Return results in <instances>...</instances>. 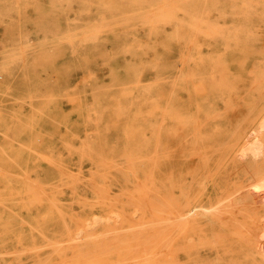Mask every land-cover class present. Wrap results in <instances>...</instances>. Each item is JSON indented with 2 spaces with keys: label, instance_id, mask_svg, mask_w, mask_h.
<instances>
[{
  "label": "rangeland",
  "instance_id": "rangeland-1",
  "mask_svg": "<svg viewBox=\"0 0 264 264\" xmlns=\"http://www.w3.org/2000/svg\"><path fill=\"white\" fill-rule=\"evenodd\" d=\"M159 2L0 0V169L4 172L2 177L8 180L0 182V199L10 197L4 204L12 205V191L9 190L12 145H30L39 153L57 154L53 145H60L62 136L66 135L70 139L67 140L68 147L77 148L75 81L81 65L99 72L107 70L108 65L117 64H140L146 72L182 70L186 75L174 79L153 74L127 81L124 96L118 99L119 110H111L109 162L116 164H110L109 170L113 198H110L108 225L113 229L112 240L115 235L131 238L128 258L121 260L127 264H162V261H166L163 264H264V0H202L207 59L204 63L194 60L196 49L193 44L189 49V64L174 67L160 66L155 61ZM188 15L194 23L198 13L193 0ZM210 41L214 44L210 45ZM181 119L184 123H176ZM174 122L178 124L175 128L186 130L188 139L184 144L166 148L164 143L168 137H178V133L172 136L164 133ZM88 135L91 141L98 140L96 131L90 130ZM244 152L247 155L242 154ZM82 167L89 170L92 164L86 160ZM77 169L74 165V170ZM220 171L222 194L233 189L236 192L221 201H211L209 196L214 192L211 184L217 180ZM13 176L16 186L20 187L23 173L16 170ZM121 179L127 192H118L121 191ZM155 190L159 195L153 194ZM168 196L178 202L172 204H177L174 207L179 219L176 210L168 204L173 202ZM219 202V215H216L217 210L212 212L198 207L202 203L217 206ZM161 206H165L164 210L168 206L166 213L161 211ZM180 207H184L182 211L178 209ZM122 208L128 217L135 218L132 221H137L136 227L128 217L130 223L125 217L118 221L121 216L118 212ZM191 209L197 212L192 213ZM5 210V220L12 231V212L8 208ZM170 213L176 214L173 215L176 218L172 215L169 218ZM93 215L99 216V222L104 221L97 208L91 214L96 218ZM161 218L169 221L163 223L165 227L160 224ZM240 223L250 228L256 225L253 226L257 229L254 235L249 233L250 228L240 235ZM131 224L136 234L133 233L135 229L131 232L133 226L128 230ZM168 226L171 228L166 230ZM178 231H181L180 235ZM161 233L167 234L168 239L164 235L161 237ZM216 236L220 238L215 239ZM208 238L212 239V246L204 244ZM189 239L195 243L192 245ZM151 241L160 246L155 242L150 244ZM185 243H190L189 248ZM166 245L171 250L167 248L169 253L161 256L164 250L167 251ZM113 249L112 257L115 256ZM11 255L12 252L7 254Z\"/></svg>",
  "mask_w": 264,
  "mask_h": 264
},
{
  "label": "bare ground",
  "instance_id": "bare-ground-1",
  "mask_svg": "<svg viewBox=\"0 0 264 264\" xmlns=\"http://www.w3.org/2000/svg\"><path fill=\"white\" fill-rule=\"evenodd\" d=\"M191 2L192 0H160L157 6L158 16H159V19H158L159 27L157 29L156 36H155L156 43L158 45L157 48L155 49V52H156L155 61L157 62L158 65L174 67V66H185L189 64V62L191 61V58L189 55V49L191 45L193 44L195 45V49H196V55L194 56V60L197 63H204L206 61L207 43H205L204 28H203V21H204L203 10L204 9L202 5V0H193L194 5H195V12L198 13V16L196 15L194 17V23L191 22V18L188 15ZM148 13H150L151 15V12H148ZM257 28H259L258 25H257ZM209 44L213 45L214 42L210 41ZM225 65H226V61H225ZM80 67H81V72L78 73L79 77L75 81V83L77 82L76 105H77V110H78L77 111L78 112V116H77L78 133L76 134L79 137L77 148H73L72 146L68 147L69 145L67 144V140H70V139L66 135L62 136V143L60 145H53L57 150V154H54L53 152L39 153L38 149H34V147L30 145H17V146L12 145V184L9 185V190L12 191V205L4 204V202H9L6 200H8V198L10 197L5 196L3 199H0V227L2 228V234H0V264H113V262L115 264H127L126 261H121V260H126L127 252L129 248L131 247L129 246L128 242L130 241L131 238L129 239L127 237L126 238L124 237L127 235H123L121 236V238L115 235L114 241H113L112 240L113 234L111 235V232H113L112 231L113 229H111V227L108 225V221H109L108 218L110 216V201H112L110 200V198L111 197L113 198V196L110 195V171H109L111 169L110 164L113 163V162L112 163L109 162V155H111V153H110V142H109L110 131H109L108 123L110 120L111 110L112 109L119 110L118 107L121 104L119 103L118 99L124 96V93H125L124 86L127 81L139 80L144 76L150 77L151 75L152 76L158 75L159 78L161 77V78H173L174 79V77L183 76V75H186V73L185 71H182V70L179 72H174V71H147L146 72L143 70V66H141L140 64L108 65L107 70L100 71V72L95 70L94 68H91L90 66L81 65ZM220 77H222V75ZM222 78H225V77H222ZM217 79H220V78H217ZM262 79L260 78V80ZM220 81L221 80H219V82ZM222 82L223 81H221V83ZM255 82L253 84H255ZM199 84L201 85V83ZM201 88H203V85ZM261 94L262 93H260L259 96ZM259 98L260 97H258L257 99L259 100ZM255 103L253 104V106L255 105ZM262 109L264 110V107ZM249 111H251V109ZM258 113H260V110ZM183 120L184 119H181L180 122H176V123L182 124L184 123ZM176 123L175 122L174 124L172 123L170 128H167V130L164 131V133L170 134V136L174 135L175 133H178V137H176V139H174V137L173 138L168 137L167 141L164 143V147L166 148L173 147V146L175 147V146L184 144V142H187L185 141L186 139H188V136L185 133L186 130L182 128L181 129L175 128L174 126L178 125ZM157 126H160V123ZM90 130H94L97 132L98 140L96 142H93L89 139L88 133ZM122 130H123V127H122ZM118 131H120V128H118ZM49 146L51 145H48L47 147ZM251 146H255V145H251ZM250 153H253V151H251ZM242 154H246V153L244 152ZM242 154L240 156H244ZM86 160H89L92 164V167L89 170H85L84 167H82V165L84 164ZM128 164H129V161H128ZM74 165L78 167L77 170H74ZM115 165L116 164L114 162L112 166H115ZM132 165L134 164L132 163ZM127 168L130 169L132 167H127ZM16 170H19L20 172L23 173L24 180H22V185L20 187L16 186L15 179H14L15 177L13 176V172H15ZM2 176H4V172H2L1 170L0 171V182L8 181ZM220 178H221V171L218 174L217 180H215V182L211 184L214 188V192L211 193L209 196L210 197L209 200L211 201L212 200L221 201L224 197L229 198L231 194H234L236 192L233 189V191H230V193L226 195L222 194V191L220 190ZM127 179L129 180L128 177ZM241 180L244 181L243 179ZM139 182L140 181H138V183ZM141 187H137V188H140V190L142 191ZM120 188H121V191H118V192L126 191L124 187V182L122 179H121ZM189 188L190 187H188V189ZM188 189L186 190L188 191ZM151 191L154 192V190H151ZM240 191L242 192V190ZM156 193L157 192L155 190V193L153 194H156ZM157 194L159 195V193ZM123 195L125 194H122V196ZM170 196L172 198L174 197L173 195H170ZM127 197H131V196L128 195ZM168 198L170 197L168 196ZM172 198H170L169 200L170 201L173 200ZM214 198H217V199L215 200ZM134 199L136 200V198ZM174 200L173 202L171 203L169 202L168 204L171 207V209L176 210L175 207H177V204H172V203H178V202L177 200L176 202H174ZM220 203L221 202H219L217 206H214V204L212 206H207L202 203L198 205V207L206 211L214 210L215 212L217 210L216 215H219V213L217 212L221 211L220 209L221 206H219ZM128 204L132 205V203H128ZM75 205L76 206L78 205L79 207L78 206L76 207ZM111 205H115V204H111ZM172 205L173 207L175 205V207L173 208ZM134 206H135V203H134ZM165 206L162 207L163 208L162 210L160 208L162 212ZM142 207H147V206H142ZM181 207L178 209L179 210L181 209L182 211L185 206L183 208ZM6 208H8V210L11 209V212H12V231H11V228H9V225L5 220V214L7 213V210H5ZM96 208L103 215L104 221L99 222V219L97 218L98 215L97 216L93 215V216H96V218L91 217V214ZM167 208L168 206L166 207V209ZM196 208L197 207H195V209ZM166 209L164 210V212L166 211ZM195 209H191L190 211L193 213ZM177 211L178 210H176V214L178 215L170 213L169 218L171 217V215L172 217L173 215H176V217L179 216V213ZM196 212L197 211H195V213ZM118 213H120V215L122 216V218L120 216V218L118 219L119 222L121 219H124V217L127 219V217L129 216V214L127 216V214L124 213L123 208L120 209ZM187 215L189 214L187 213ZM180 216L182 217L183 215H180ZM202 216H205V214H203ZM103 217H102V220H103ZM130 217L128 218L131 219V223L132 222L134 223L135 218L133 219ZM179 218L180 217H177V219ZM161 219H162L161 220L162 223L159 222L160 224H163V223L168 224L169 221L166 222L167 221L166 219H165L166 221H164L163 218ZM184 220L186 221V219ZM188 220L189 219L187 218V221ZM126 221L124 223H126ZM153 221L154 220H152V222ZM176 222H178L179 224H182V222H179V221H176ZM154 223H158V222H154ZM183 223L185 224V222ZM188 223L189 222H187V224ZM138 224H139V221H138ZM166 224H163V226ZM93 225L97 226V228L92 229L91 227ZM122 225H123V220H122ZM142 225L140 224V226ZM169 225L173 226L170 223ZM189 225L191 226V224ZM128 226L130 227V228L128 227V230H130L133 224L128 225ZM134 226L136 227V224ZM134 226L132 227L131 232L133 229H135ZM153 226H155V224H153ZM161 226L162 225H160V228ZM163 226L162 228L165 227ZM170 226H168L166 230H168ZM239 226L241 227L240 229H242V232L240 233V235L242 236L250 228V227H247L248 225L241 224V223L239 224ZM253 226L250 228V232H249L250 234H253L254 230H257V229H254ZM199 227L200 229L202 228V226H199ZM145 228H148V227H145ZM176 228L175 229L172 228V230L173 229L176 230ZM182 228L183 227H181L180 229ZM126 229H124V231H126ZM160 230L158 229V232H160ZM170 230L171 229H169V231ZM135 231L136 229L133 231V233ZM197 231L199 232L200 230H197ZM158 232L155 231V234H157ZM161 232L163 231L161 230ZM172 232L174 235L175 231H172ZM180 232L181 231H178V234ZM183 232H184V229L182 233ZM231 232L233 233V231ZM152 233H154L153 230H152ZM166 233L169 234L168 231ZM114 234H117V233H114ZM167 234L161 233L160 236L162 237V235L165 236ZM235 234L236 233H234V235ZM237 234L239 235V233ZM150 235L152 239L153 237L155 239V236L152 237L151 233ZM150 235L148 234V238ZM129 236H131V234H129ZM156 236L160 238V236L158 235ZM228 236H225V238ZM177 237L175 239H177ZM220 237L216 236V238L215 237L214 238L217 239ZM255 237H256V234H255ZM151 238L149 239L152 240ZM172 238L170 240L174 239ZM206 238L207 237H205V239ZM211 238L214 239L213 237ZM253 239H256V238H254L253 236ZM155 240L157 241V239ZM161 240L163 241L164 238ZM161 240L158 239L159 242H162ZM198 240H199V237H198ZM201 240L202 239L200 238L199 241ZM209 240H204V244L205 245L211 244L212 246L213 242H211L210 240V243H209L208 242ZM147 241L149 240L147 239ZM192 241L193 240L190 241L189 239L188 242H191V244L193 245V243L195 242L194 241L192 242ZM205 241L208 243H206ZM151 242L152 243L150 242L149 243L153 244L155 241L154 242L151 241ZM157 243L158 242H155L154 244H156L157 246H160ZM142 245H145V244H142ZM156 245L154 246L157 247ZM185 245H187V243H185ZM188 245H190V243H188ZM201 245L202 244H199L198 246H201ZM164 246H165V243H164ZM164 246L162 248H164ZM169 247H167L166 245L164 249H166L167 251L164 250V254L160 253L161 256L162 255L165 256V254L167 255L166 252L169 253L168 251V249H170ZM190 247L192 248V246ZM174 248L175 247H173L172 249ZM112 249H113V252L115 253L114 257L111 256ZM159 249L157 251H159ZM162 251L163 249L160 252ZM11 252H12V255L7 256V254ZM156 255L157 254H155V256ZM146 256H148V253L146 254ZM134 257H138V256H134ZM142 260H143V257H142ZM143 263H146V261ZM161 263L162 264L166 263V261L165 262L162 261Z\"/></svg>",
  "mask_w": 264,
  "mask_h": 264
}]
</instances>
